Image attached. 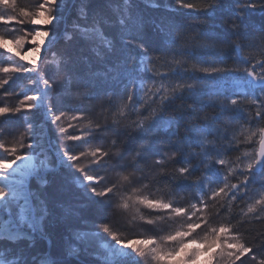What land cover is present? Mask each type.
I'll return each mask as SVG.
<instances>
[{"label": "snow or ice", "instance_id": "1", "mask_svg": "<svg viewBox=\"0 0 264 264\" xmlns=\"http://www.w3.org/2000/svg\"><path fill=\"white\" fill-rule=\"evenodd\" d=\"M121 5L29 0L18 6L17 0H0L5 10L0 24L51 25L14 28L10 38L0 34V49L13 57L11 66L0 67V89L21 76L26 81L18 85L19 93L6 90L0 98L5 103L0 124L7 125L0 128V264H85L81 254L93 258L88 264H246L244 257L249 264H264V231L253 236L248 227L264 225V0H153L150 6L163 9L159 18L139 13L135 0ZM72 13L75 19L61 36L57 27ZM62 38L75 40L92 58L54 52ZM25 45L31 47L25 51ZM160 62L168 71L149 67ZM60 75L64 79L56 84ZM18 94L19 103L8 106ZM97 104L102 114L116 112L119 104L131 122L102 121ZM69 109L80 113L71 116L76 123L69 127L76 131L67 135L81 142L79 155L77 145H64L67 151L58 148V160L45 156L32 163L34 154L44 152L43 129L33 115L64 133L57 122ZM13 116L21 126L9 123ZM98 133L111 139L107 147ZM4 136L13 139L5 142ZM93 144L90 151L82 149ZM177 155L182 166L168 171ZM65 167L74 169L65 183L80 189L76 204L50 203L33 190V180L44 189L52 183L49 174ZM109 174L115 178L107 179ZM153 188L163 198L143 195ZM182 192L199 198L191 202ZM139 205L157 213L141 217L151 236L122 238L109 226L123 215L117 209L134 212ZM210 208L226 219L214 223ZM88 213L102 219L90 220ZM45 221L66 227L73 242L57 247ZM176 222L182 224L179 230L172 228ZM97 224L114 242L101 245L106 253L92 251L94 241L104 239L91 230ZM38 237L48 241V251L38 247Z\"/></svg>", "mask_w": 264, "mask_h": 264}, {"label": "trees", "instance_id": "2", "mask_svg": "<svg viewBox=\"0 0 264 264\" xmlns=\"http://www.w3.org/2000/svg\"><path fill=\"white\" fill-rule=\"evenodd\" d=\"M38 2H40V0H31L32 4H35ZM156 2L157 3H165V2H167V0H156ZM24 3H29V0H17L18 6L21 4H24ZM135 3L137 6V11L139 13L143 14L144 16L152 17V18H159L161 15L164 14L163 9H159V8L150 6L153 3V0H135ZM113 4H114V6L121 5V0H113ZM0 11H5V10L2 7H0ZM73 19H75V13H72L71 15L68 16L66 24H62V25H59L57 27V31L61 32V36H63V30L68 25L71 24ZM80 23H84V21H80ZM254 23H256L258 25L259 24V18H257L254 21ZM21 27H23V25L22 26L21 25L8 26V25L0 24V34H4L6 36V38H10L11 34L13 33V29L14 28L18 29ZM47 29H49V28H47ZM222 30L228 31V25L223 24ZM69 31H70V29H69ZM80 47H81L80 44L77 43L75 40L69 41V40H65L62 38L60 40V42L58 43L56 49H54V52L64 53L66 55L73 56L74 58L77 56H87L91 59L92 54L86 48L81 52ZM156 55L157 54L155 52H153L152 60L156 59ZM257 59H259V57ZM9 60H10V57L3 50H1L0 51V67L11 66ZM231 63H232V61L230 60L229 64H231ZM252 63L255 64L256 60H253ZM97 67H98V65H97ZM149 67L157 68L158 71H160V72L168 71V65L163 64V62H160V64H158V65L149 64ZM53 70H54V66L50 67L48 69V75H51ZM189 70L191 71V64H189ZM3 76H4V74L0 73V78H3ZM63 79H64L63 75L57 76L56 77V84H59L61 81H63ZM25 82H26L25 78L22 76L17 78L15 81H10L9 85H6L4 89H0V98H2L3 93L6 90L11 91L13 89H16L17 92L19 93L18 85H22ZM29 86H31L30 82H29ZM157 86H159V85L157 84ZM153 90H155V89H153ZM22 98H23V96L20 94H18L16 97H10L7 101V104H8V106H11L12 104H18L19 100ZM3 106H5V103L0 102V107H3ZM121 110L124 113L123 116H120L118 114L119 111H121ZM67 113L71 114V115H69L70 117L72 115H79L80 114L78 111L73 112L70 109L67 110ZM208 114L211 115V112L209 111ZM96 115L99 116L102 121L104 119H107V121L109 123L112 122L113 119H123V120H125L126 123L131 122L130 120L126 119L129 116L128 110L121 108L119 106V104L117 105V111L116 112H104L103 114L100 111L99 104H97ZM0 119H3V118H0ZM8 119H9V123L12 124L13 126L19 127L22 125V121H20L18 117L13 116V117H10ZM33 119L39 125L44 124V123H40V121L43 119V117L39 113H35L33 115ZM75 123H76L75 121H71V123H68L69 129L64 133L59 132V129L57 128L56 125L49 123L48 134H50L51 141L57 143L60 151H67V149L63 147L64 145H73L74 144V145H77L76 154L79 155V151L81 149V142L80 141H69V140H67V135L76 131V129H74L73 127H69V124H75ZM83 123H87V120H85ZM231 126L239 129V124H237L236 122H232ZM6 127H7L6 124H0V128H6ZM24 127H26V126H24ZM43 131H44V128H43ZM82 131H86V129H82ZM183 131L184 130L181 129V133H183ZM77 134H80V132H77ZM2 135H3V133H0V136H2ZM98 135L104 136L103 143H104L105 147H107L111 143V139L109 138V136L107 134L98 133ZM3 139L5 142H8V141H11L13 138L10 136H4ZM7 146H11V144L8 143ZM95 146H97V145H95V144H93V145H82V149L84 151H90L91 148L95 147ZM134 146H135L134 141L130 140L128 142V147L132 148ZM241 147L242 148L246 147V145H241ZM21 151L25 155H27L29 153L27 148L21 149ZM3 155H4L3 150H0V156H3ZM155 158L158 159L159 155H157ZM77 163H80V162L78 161ZM169 163H172V167L169 168L168 171H174L176 168H179L180 166H182V161H181V158L179 157V155H177L174 162L169 161ZM82 166L87 168L88 167V161L84 160ZM217 167H221V166L217 165ZM69 171L70 170L65 167V168H61V169L57 170V172L59 173L58 175L53 176L52 174H49L48 178L50 180H52L51 185L47 186L44 189L39 188V191L41 190V195L44 198L48 199L50 201V203L56 199H61V200H65L69 203L76 204L80 200V189L78 188V186H76L75 184L67 185L65 183V178L68 177ZM114 178H115L114 176L112 178L109 175H107V179H109V180H112ZM193 179H195V177H193ZM233 182H235V181H233ZM37 187L38 186H36V188ZM143 195L148 197L149 199L163 198L161 195V192L157 191L156 188H153L151 192H149L148 190H144ZM181 195L186 196V197H191L192 198L191 202H195V200L199 198V194L193 193V192H182ZM182 203H183V201H182ZM209 203H211V202H209ZM185 206L187 207L188 205L185 204ZM215 211H216L215 208L209 209V212L211 214L213 222L216 224H219L220 222H223L226 219V217H224V216L217 217L215 215ZM117 212L123 213V215L117 216L116 218H114L112 223L109 226L112 227L115 231H118L119 235L122 238L132 239V238H143V237L151 236V232L145 231V228L149 227V226L145 225L144 219L141 218V217L147 218L149 213L151 212V210L145 208L142 205H139V206H137V209L134 210V212H126L125 210L119 209V208L117 209ZM133 215H134V222L132 220ZM151 215L153 218H155L157 213L151 212ZM88 216H89L90 220L102 219V217L97 216L95 213H88ZM169 223H171V222H169ZM233 223H235V222H233ZM181 226H182V224L180 222H176L175 224H172V228H175L176 230H179L181 228ZM248 227L251 229V233L253 236L256 235L260 231H264V225H261L258 222L254 223L253 225H250ZM44 228H45V231L49 233V238L53 240V243L57 247H60L62 245H66L68 243L73 242V241H71L69 230L64 226H58L56 224H50L48 221H45ZM91 230H94L97 233L102 232V225L97 224L95 229H91ZM169 230H171V229H169ZM196 232L199 233V238H203V236L205 235V233L202 232L200 229H197ZM105 236H107V235H105ZM248 238L251 239L252 236H249ZM37 243H38V247L41 250L46 251L45 241H41L38 237ZM80 258L84 259L85 262H87V264L89 261L92 260L89 257L87 258L85 255H82ZM243 259L246 261V264H249L247 257H244Z\"/></svg>", "mask_w": 264, "mask_h": 264}, {"label": "rangeland", "instance_id": "3", "mask_svg": "<svg viewBox=\"0 0 264 264\" xmlns=\"http://www.w3.org/2000/svg\"><path fill=\"white\" fill-rule=\"evenodd\" d=\"M22 28L27 29V30H32L33 28H38V29H41V30H46L47 28H51V25L34 26V25H31V24L25 23ZM30 47H31V45H25V51H27V49L30 48ZM1 50H3L10 58H13L12 57V54L7 53V51L4 50V49H0V51ZM42 55L43 54H41V58H42ZM15 59H18V58H15ZM22 63H26V62H22ZM29 87H31V86H29ZM69 115H71V114L66 113V116L65 117H62V120L61 121L57 122L58 124H61L63 127H65L67 130L69 129L68 128V123H71V121H72L71 120V117ZM43 128H44V131L40 135V142L43 144L44 152L42 154H38V155H35L34 154L33 155V161H32V163L38 164L39 163V160L43 159L45 156H47V158L49 160H52L53 158H56L52 154V152H51V147H53L54 150L57 152L58 145H57L56 142H52V141H51V146L48 145V141L46 139V134H45V124H40L39 125V129H43ZM27 155H29V153ZM68 163H71V162L65 161V164H68ZM13 166H15V165H13ZM70 171L74 172V169H72ZM109 176L113 178L114 174H109ZM36 184H38V187L37 188H40L39 183H36ZM40 192H41V190H40ZM98 234H99V236H102V237H104L105 235H107V234H105L103 232H98ZM143 238H147V237H143ZM152 238H157L158 239V237H152ZM132 239H142V238H132ZM103 240H105V242L102 241V240H95L94 241L95 247L92 249V251H97V252H100V253H106L107 250L105 248L101 247V245L114 243L113 241H111V237H108V236H105ZM85 256H87V255H85ZM87 257L93 259L91 256H87Z\"/></svg>", "mask_w": 264, "mask_h": 264}, {"label": "bare ground", "instance_id": "4", "mask_svg": "<svg viewBox=\"0 0 264 264\" xmlns=\"http://www.w3.org/2000/svg\"><path fill=\"white\" fill-rule=\"evenodd\" d=\"M13 167H15V166H13ZM10 171H11V169H9ZM43 178V176L41 177V179ZM36 183H38V181L37 180H33L32 181V186H33V190H39V188H36V186H38V184H36ZM41 241H45V246H46V251H48L49 250V244H48V241L47 240H43V239H40ZM102 241H104L105 242V240H102ZM82 255H84V254H81V256ZM87 257V256H86ZM88 258V257H87ZM84 262H85V260L84 259H82ZM85 264H87V262H85Z\"/></svg>", "mask_w": 264, "mask_h": 264}, {"label": "water", "instance_id": "5", "mask_svg": "<svg viewBox=\"0 0 264 264\" xmlns=\"http://www.w3.org/2000/svg\"><path fill=\"white\" fill-rule=\"evenodd\" d=\"M42 56H43V55H42ZM43 59H44V57L41 58V61H42ZM46 127H47V126H46ZM46 133H47V130H46ZM49 138H50V137H48V144H49V142H50ZM53 154H54V156L57 157V160H58V156H57V154H56L54 151H53ZM58 169H60V168H58ZM58 169H57V170H58Z\"/></svg>", "mask_w": 264, "mask_h": 264}]
</instances>
